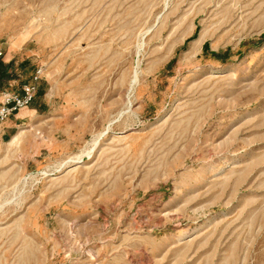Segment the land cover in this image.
Returning a JSON list of instances; mask_svg holds the SVG:
<instances>
[{"label":"rangeland","instance_id":"rangeland-1","mask_svg":"<svg viewBox=\"0 0 264 264\" xmlns=\"http://www.w3.org/2000/svg\"><path fill=\"white\" fill-rule=\"evenodd\" d=\"M0 49L85 114L0 141V264H264V0H0Z\"/></svg>","mask_w":264,"mask_h":264},{"label":"crops","instance_id":"crops-1","mask_svg":"<svg viewBox=\"0 0 264 264\" xmlns=\"http://www.w3.org/2000/svg\"><path fill=\"white\" fill-rule=\"evenodd\" d=\"M13 58L14 56L9 51L4 53L2 62L9 77L2 82V87L20 90L23 84L31 81L37 65L32 59L16 60ZM56 75L55 68L45 67L43 69L37 93L31 103L0 124V141L11 139L18 128L24 124H33L38 128L40 124L49 120L53 131H55V162L77 163L71 160L73 157L66 160L64 158L82 143V136L79 133L82 130L83 122H85V114L66 104L65 92L61 88L65 79L61 80L55 77ZM21 131L23 132V130ZM60 133L62 136H59ZM84 156L87 157L86 155L82 157Z\"/></svg>","mask_w":264,"mask_h":264},{"label":"built area","instance_id":"built-area-1","mask_svg":"<svg viewBox=\"0 0 264 264\" xmlns=\"http://www.w3.org/2000/svg\"><path fill=\"white\" fill-rule=\"evenodd\" d=\"M2 50L0 49V56ZM42 68H38L29 83L21 86L20 90L10 87L0 88V124L21 109L27 107L38 90V83L42 76Z\"/></svg>","mask_w":264,"mask_h":264},{"label":"bare ground","instance_id":"bare-ground-1","mask_svg":"<svg viewBox=\"0 0 264 264\" xmlns=\"http://www.w3.org/2000/svg\"><path fill=\"white\" fill-rule=\"evenodd\" d=\"M205 38L204 34L200 33L195 39L192 40L191 42V48L198 47L201 45L203 39ZM135 82V81H134ZM20 133L15 134L11 137L10 141L8 142L9 144L14 143L17 141L18 137H20ZM96 137V136H95ZM97 139V138H96ZM96 142V141H95ZM95 144V143H94ZM90 149V148H89ZM74 161L80 162L81 159L77 157Z\"/></svg>","mask_w":264,"mask_h":264},{"label":"trees","instance_id":"trees-1","mask_svg":"<svg viewBox=\"0 0 264 264\" xmlns=\"http://www.w3.org/2000/svg\"><path fill=\"white\" fill-rule=\"evenodd\" d=\"M214 54L217 55V53H214ZM8 77H9V75L6 73L5 65L0 60V84H2V82L7 80Z\"/></svg>","mask_w":264,"mask_h":264}]
</instances>
